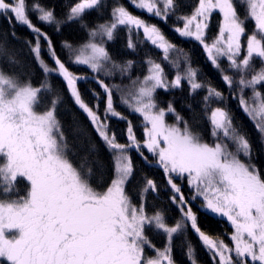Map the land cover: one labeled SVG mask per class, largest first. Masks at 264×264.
<instances>
[{
	"label": "snow or ice",
	"instance_id": "snow-or-ice-1",
	"mask_svg": "<svg viewBox=\"0 0 264 264\" xmlns=\"http://www.w3.org/2000/svg\"><path fill=\"white\" fill-rule=\"evenodd\" d=\"M129 3L165 22L177 6L176 0ZM102 7H107L103 0H77L66 17L57 18L39 0H33L30 8L27 0H0V15L33 33L35 43L28 44L43 75L39 85H34L30 73L0 66V264H176L172 253L177 236L185 237L182 243L189 264H198L195 247L187 239L189 228L209 255L210 264H264V173L251 162L250 141L234 126L230 112L225 107L211 108L213 101H225L224 93L198 81V70L161 29L133 15L119 0L113 3L110 20L89 24L84 19L86 13ZM29 11L37 14L39 22L55 26L57 32L68 23L85 30L86 42L74 46L64 41L62 48L70 53L71 62L86 65L93 73L123 77L130 72L134 62L114 61L105 47L123 26L130 50L136 48L132 33L139 37L142 31L143 42L162 50L163 61L176 74L169 81L162 64L149 57L145 60L147 73L131 79L130 84L109 85L97 78L105 95L101 113L99 93L92 92L93 105L85 101L77 87L84 77L69 71L49 35L33 24ZM213 13L221 19L218 33L208 43L205 35ZM177 19L183 21V27L175 31L203 45L207 59L264 138V92L257 87L264 86V0H198L190 15ZM249 22L253 24L250 32ZM11 35L15 38L14 28ZM41 40L47 44L52 65L43 59ZM172 53H177L175 59ZM0 54L7 56L3 45ZM224 59L226 68L221 66ZM7 62L19 67L12 56H7ZM52 75L65 83L74 105L108 150L113 176L107 185L92 166L84 161L77 164L69 155L57 116L63 94L51 83ZM182 81L187 82L190 95L206 90L202 104L210 124V141L171 101L161 107L156 99L158 89H177ZM246 90H251L248 98ZM114 92L121 94V104L142 117L143 140L137 139L131 121H127V143H120L110 132L111 118L127 120L114 106ZM168 115L175 118L174 123L167 122ZM133 149L147 162L146 149L163 169L172 193L170 203L179 212L174 223L167 222L164 209L148 211L147 194L157 192L154 180L145 178L138 202L126 192L134 172L129 154ZM175 178L187 180L191 200L201 199L205 211L226 218L233 229L231 244L201 229ZM148 230L165 236L162 248L152 243ZM146 249L154 255H146Z\"/></svg>",
	"mask_w": 264,
	"mask_h": 264
},
{
	"label": "trees",
	"instance_id": "trees-1",
	"mask_svg": "<svg viewBox=\"0 0 264 264\" xmlns=\"http://www.w3.org/2000/svg\"><path fill=\"white\" fill-rule=\"evenodd\" d=\"M76 2L77 0H39V3H41L42 6L53 9L57 18L66 17L69 7ZM103 2L107 5V7H102L99 11H91L85 14L84 19L89 24H92L93 22L102 23L105 20L111 19V8L115 0H103ZM197 2L198 0H176V8L169 15L165 22L146 13L145 11H141L133 7L129 3V0H119V3L123 4L133 15H136L151 24H155L161 29L165 38L170 43L175 45L177 49L181 50L182 54L186 55L188 60H190L191 66L198 70V81L210 83L213 87L224 93L225 101L220 103L213 101L211 108L225 107L230 112L234 126L237 127L239 131L250 141L252 149L251 162L255 164L262 173H264V138L260 136V134L256 131L254 124L239 107L238 100L233 98L232 93L224 84L220 72L214 68L211 62L207 59V54L204 51L203 45H201L200 42L195 40L193 37H183L175 31L177 27H183V21L178 20L177 17L190 15ZM32 3L33 0H27V5L29 8ZM28 14L33 24H35L37 27H40L42 31L49 35L57 55L63 62H65L69 71L73 72L77 76L84 77V79L78 81L77 87L80 90L82 97L86 102L89 103L90 106L95 103L92 92L95 91L96 93H99L101 113H103L104 109L103 102L105 95L103 89L100 88L99 84L97 83V78L104 80V82L109 85L130 84L131 79H135L136 77L143 78V76L147 73L148 66L145 63V60L149 57L162 64L169 81H171L176 74V69L172 68L169 63L163 61L162 50L157 49L150 42H143L144 37L142 31L139 37H137L135 32L132 33V40L136 43V48L134 51L130 50L127 47L129 34L127 29L123 26L116 30L114 33V39L107 41L105 43V47L114 61L123 63L125 61L132 60L134 63L130 72L123 77H121L119 73L113 77H107L103 73H93L86 65H78L71 62L69 59L70 53L67 49L62 48V43L64 41L71 42L74 46H79L81 43L86 42L88 37L85 30H82L77 23H68L62 25L60 31L57 32L55 30V26H48L39 22L37 20L36 13L29 11ZM220 19L221 17L217 13H213L211 16L209 27L206 30L205 35L206 42L211 43L212 39L218 33ZM13 28L15 31V38L13 35H11ZM247 28L250 32L253 28V24L249 22L247 24ZM0 41L6 49L7 56L14 57L19 62V67L10 65L7 62V56L3 54L0 65L6 71L15 70L30 73L31 78H38L40 80L38 83H40L43 79V75H39L42 72L37 66L33 57V53L31 52L28 44V41H32V43L35 41L33 33L26 26H21L20 24L16 23L15 20H12L10 24L9 21L4 18V16L0 15ZM41 45L43 59H45L49 65H52V60L47 56L46 42L41 40ZM176 55L177 53L171 54L173 59L176 58ZM254 64L257 68H259L260 63L258 60H255ZM221 66L225 68L227 67L226 59L221 60ZM184 67L185 65L182 63L180 68L181 72H183ZM227 74L231 75L232 73L229 72ZM49 79L55 88L61 91L63 94V102L60 106H58L57 110L58 119L60 120L63 129L66 131V134L67 131L70 132V130L76 133L74 134L75 137H73V135L68 137L67 134L66 139H69L68 143L72 146L74 154H80L83 156L85 163L92 166L91 163L93 162V159L90 162V158L84 154L86 153L85 150L82 152L78 149V147L80 146L83 148V143L87 141L89 146H85L84 149H87L89 152L88 147H91L92 145L93 148H99L100 144H102V141L96 132L90 130L91 126L86 123L85 115L74 106L72 101H70L65 83L62 81V79L55 75L50 76ZM32 83L36 85L37 81L34 80ZM257 87L261 92H264V86ZM120 95L121 94L119 92H114V106L118 112L127 117V120L111 118L108 121L110 132L115 133L116 138L120 143H127V121H131L133 125V131L137 139L143 140L144 127L142 123V117L138 113L131 112L127 107L121 104ZM204 95H206L205 89L198 90L195 94L190 95L187 82L182 81L180 88L169 90L158 89L156 93V99L161 107H167L168 102L171 101L176 111L182 117H184V119L189 121L194 129L201 131L205 139L210 141V124L206 118L202 104ZM236 95H239L238 91H236ZM244 95L245 98L251 96L247 91L244 93ZM189 105H191V109H189ZM62 108L65 109L66 113H60ZM211 108L209 109V115ZM166 120L168 123L175 122V118L172 115H168ZM76 138H78V141ZM80 138H82V141H80ZM130 153L134 167L132 179V182L134 183L133 185L140 188V182L143 181L142 176L144 177L145 173H147V175L150 176V179L154 180L157 185V192H155L156 198H154V193L152 192L153 195H151V201L154 200L155 205L159 209H164L169 213L171 211L178 214L179 212L177 209L170 203L169 198L172 193L169 185L167 184V178L163 170L156 166V158L153 157L151 153H148L146 149L144 150V155L148 158L147 162L138 154L136 150L133 149L130 151ZM98 158L102 164L107 165V160L104 159L101 154ZM104 178L105 177L103 176V179ZM175 183L181 187L185 197L189 199L191 207L198 217V224L201 229L213 237L221 238L226 243L231 244L229 235L232 233L233 229L226 218L211 214V212L202 209L201 200L196 199V202L195 200H191L192 193L185 179L175 178ZM168 216L173 217L170 215ZM184 239V236H179L174 240L172 254L176 264H189V261L185 255L186 248L182 243ZM187 239L190 240L195 247L198 264H210L209 255L202 247L197 235L194 234L190 228L187 232ZM162 242L163 241H160L158 243L159 248H161Z\"/></svg>",
	"mask_w": 264,
	"mask_h": 264
},
{
	"label": "rangeland",
	"instance_id": "rangeland-1",
	"mask_svg": "<svg viewBox=\"0 0 264 264\" xmlns=\"http://www.w3.org/2000/svg\"><path fill=\"white\" fill-rule=\"evenodd\" d=\"M35 43V41H33V44ZM0 45H2V43H1V41H0ZM48 56V55H47ZM1 57H2V54H0V61H1ZM1 66V65H0ZM39 75H42V73H40ZM37 81V84L36 85H39V79L38 78H36V79H32V82L33 81ZM34 84V83H33ZM247 92H249L250 93V95H251V90H246ZM245 91V92H246ZM68 93V92H67ZM68 96H69V94H68ZM69 98H70V101H72V99H71V97L69 96ZM46 102V101H45ZM63 102V101H62ZM70 103V102H69ZM72 103H73V101H72ZM74 104V103H73ZM60 105H61V103H60ZM59 105V106H60ZM75 106V105H74ZM76 107V106H75ZM77 108V107H76ZM78 109V108H77ZM60 113L61 114H63V113H66V111H65V109L64 108H62L61 110H60ZM85 118H86V116H85ZM251 121V120H250ZM252 122V121H251ZM86 123H88L91 127V131L93 130V127H92V125L89 123V121H88V119L86 118ZM253 123V122H252ZM87 125V124H86ZM88 127V126H87ZM62 129H63V127H62ZM63 131H64V133H65V136L67 137V134H68V137H71L72 135H73V137H75V135L74 134H76L74 131H72V130H70V132L69 131H67V134H66V131L63 129ZM94 131V130H93ZM95 132V131H94ZM71 134V135H70ZM81 136H82V134H81ZM78 137V136H77ZM83 137V136H82ZM79 138V137H78ZM78 138H76L77 139V141H78ZM80 141H82V138H80ZM67 142H69V139H67ZM82 143V142H81ZM88 142L86 141L85 143H83V148L82 147H78V149L80 150V151H82V152H84V150H85V152L86 153H84L88 158H90L89 160H90V162L92 161V159H93V162L91 163L92 164V167H93V170H94V172L96 173V175L97 176H99V175H103L105 178L103 179L104 180V184L105 185H107V183L110 181V179L112 178V176H113V165H112V160H111V156H110V154H109V152H108V150L106 149V147H105V145L103 144V142H102V144H100V146H99V148H93L92 147V145H91V147H88L89 148V152H88V150L87 149H84V147L85 146H89L88 144H87ZM68 145H69V149H70V152H69V155L71 156V158L73 159V161L75 162V163H77V164H79L81 161H84L85 162V160H84V158H83V156H81L80 154H74V150L72 149V146L68 143ZM95 147V146H94ZM81 152V153H82ZM100 154L104 157V159H106L107 161H106V163H107V165H104V164H102L101 162H100V160H99V156H100ZM130 154V156H131V153H129ZM105 157H107V158H105ZM156 166L157 167H160L157 163H156ZM161 168V167H160ZM162 169V168H161ZM163 170V169H162ZM145 178H150V176L149 175H147V173H145V175H144V177L142 176V179H143V184H144V180H145ZM132 179H133V175H132V177H131V179H130V181L127 183V185H126V192L128 193V195L129 196H131L132 197V199H133V201L134 202H138V193H139V190H140V188L143 186V184H142V182H140V188L139 187H137V186H134L133 184V182H132ZM181 179V178H180ZM185 181L187 182V180L185 179ZM142 184V185H141ZM151 195H153L152 194V192H149L148 194H147V208H148V211L149 212H151L152 210H153V208H158L156 205H155V201L154 200H152L151 201ZM156 195H158V194H156ZM154 198H156V196H155V193H154ZM199 200H201V199H199ZM195 202H196V200H195ZM201 203H202V200H201ZM159 209V208H158ZM203 209V208H202ZM209 212V211H208ZM165 214H166V217L168 216V215H170V216H173V217H167V222L169 223V224H172V223H174V221L176 220V219H178L179 218V213L177 214V213H175V212H171L170 211V213L167 211H165ZM212 214V213H211ZM174 216H176V217H174ZM146 234L148 235V237L150 238V240L152 241V243L157 247V248H159L158 247V243L160 242V241H163L162 242V246H161V248L163 247V245L165 244V240H166V238H165V236L164 235H160V234H156L154 231H152V230H148L147 232H146ZM177 237H179V236H177ZM176 237V238H177ZM175 238V239H176ZM146 255H154V253L153 252H151V250H148V249H146Z\"/></svg>",
	"mask_w": 264,
	"mask_h": 264
}]
</instances>
